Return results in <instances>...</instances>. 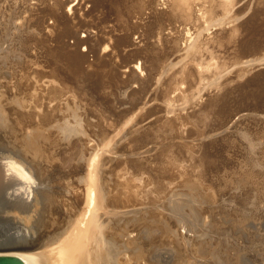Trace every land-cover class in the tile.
Wrapping results in <instances>:
<instances>
[{"label": "bare ground", "instance_id": "obj_1", "mask_svg": "<svg viewBox=\"0 0 264 264\" xmlns=\"http://www.w3.org/2000/svg\"><path fill=\"white\" fill-rule=\"evenodd\" d=\"M241 1L0 0V187L10 209L1 216L15 224L10 238L24 242L9 253L25 264H264L263 125L253 128L252 141L237 147L233 140L256 122L264 124L260 110L251 116L254 124L240 128L245 113L233 108L238 96H264V69L223 91L218 101L204 102L219 104L218 121L206 131L191 125L184 108H168L179 101L170 94L180 84L193 86L196 69L185 62L160 83L201 47L205 31L231 21H242L230 31L243 30L237 40L243 55L263 49L264 0H254L252 8L254 1L244 0L235 9ZM181 26L196 30L189 43ZM224 30L218 39H229ZM138 33L146 47L133 41ZM183 40L190 47L184 56ZM262 55L247 65L264 64ZM224 70L207 74L194 95L217 85ZM90 82L99 108L71 87ZM130 82L138 87L119 98ZM162 110L176 114L167 117ZM156 128L171 131L157 139L153 134L154 140ZM176 140L184 155L185 147L197 152L200 145L199 163L182 156L179 164L171 155L164 158L167 166L157 167L150 155L161 148L173 152ZM142 150L154 151L148 155L154 171L148 159L137 158ZM134 172L146 174L153 193L169 195V201L155 202L153 193L148 199L154 200L145 201L143 193L151 190L140 191Z\"/></svg>", "mask_w": 264, "mask_h": 264}, {"label": "rangeland", "instance_id": "obj_2", "mask_svg": "<svg viewBox=\"0 0 264 264\" xmlns=\"http://www.w3.org/2000/svg\"><path fill=\"white\" fill-rule=\"evenodd\" d=\"M254 1V0H253ZM153 2H155V0H153ZM243 4L244 3V0H242L241 2H239L237 5H236V8L235 9H237L238 8V6H240L241 4ZM254 3V4H253ZM90 5V4H89ZM153 6H154V4H152ZM253 5H255V1L254 2H252V3H250V6H251V8L253 7ZM251 8L249 7V9H248V11L250 12L251 11ZM251 14V13H250ZM126 18H127V16H126ZM110 21L111 22H114L115 20H114V17H110ZM148 19V18H147ZM146 18H145V20L144 19H142L141 21H140V19L139 18H133L132 20H133V23H137V22H146V20H147ZM233 20V19H232ZM148 21V20H147ZM235 21V20H234ZM242 22V21H241ZM241 22H234V23H232V21L231 22H229V24L227 23V25H225V26H223V28L225 29H223V28H216V27H214V29L213 30H209V31H205L206 32V34H202L201 36L203 37V39H205V40H202V38H200L201 39V41L202 42H200V40L198 41L200 44H201V47L199 46L198 47V49L197 50H195L196 51V53H195V51H192V54L190 53V55L189 56H187L188 58H187V60L189 61V60H192V57L194 58H196L195 59V61L199 64V65H202L201 67H198L197 66V63H193L192 61L190 62L189 61V63H188V61H186V58H185V61H183V63H182V61H181V63H179V64H177L174 68H172L171 70H170V72L168 73V75L166 76V74L164 75V76H161V80H160V83H162L161 81H165V79H167L171 74L173 75L174 74V72L175 71H179V69L181 70L182 68L181 67H183V66H185V62H187V64H186V68H188V64H190V66L189 67H194V69H196V72H198L197 73V76H198V78H197V80L195 81L194 79V83H193V86L191 87L193 90V92L190 90L191 88H189L188 90H187V85H188V87L190 86V83H186V84H180V89H182L183 88V86L185 87V88H183V90H185L186 89V91H185V94L187 93L188 95V99L187 98H185V96H183L179 91H181L180 89H179V91H173L172 92V94H170L171 96H170V98L171 97H173V98H176V96H180V99H179V101H178V99L177 100H173L172 102H173V104L174 103H176V104H178V105H176V104H174L175 105V107H174V105H173V107H172V105L170 106H168V104H166L165 102H163L164 104H166V106H165V108H167V106H168V108H175L174 110L177 112V111H179V113H180V110H179V108L181 109H183V110H181V112H182V114L183 115H189L190 116V123H191V125L193 124L194 125V128H195V125L198 127H196L195 129L196 130H200V131H206L207 130V128L208 129H210V127H212V126H215L216 125V123H217V121H218V115H217V111H218V105L219 104H213V105H211V106H204V102L206 101V102H208V98L209 97H212V98H214L215 99V101H218V96L223 92V91H226V90H229V89H231L232 87H234V86H237V85H239V84H241V83H243L244 81H246L245 79H248V78H250V77H248V76H253V74L254 73H256V72H259L260 70H263L264 69V64H262V65H258V66H255V67H250V65L248 66L247 64H250L252 61H253V59H254V57H256V56H263L262 54H264V47H263V49H261L260 51H255V52H252V53H248V54H246V55H243L242 54V52H241V48H239V45H238V38H239V36H241V34H242V32H243V30H235V32H231L232 30V28H235V27H237L238 25H240V23ZM104 22H102L101 20L99 21V28L100 29H103L104 28V26H106V25H104L103 24ZM109 23H107V25H108ZM231 24V25H230ZM238 24V25H237ZM230 26V27H229ZM229 27V28H228ZM142 29V28H141ZM140 29V30H141ZM168 29V28H167ZM164 30V32L166 31V32H168L169 30H171V29H169V30ZM180 29H182L183 31H181L182 32V36H185L184 38L185 39H189L191 36H193L195 33H193V31L194 30H186V29H183L182 28V26L181 27H179V30ZM236 29V28H235ZM106 30V29H105ZM109 30H112L111 28H110V25H109ZM174 30V29H173ZM172 30V31H173ZM175 30H178V29H175ZM219 30V31H218ZM220 30H224L225 32H223L225 35L227 34V36H228V40L226 39L225 40V38L223 37V39H218V35L219 34H216L217 32L218 33H220ZM231 30V31H230ZM163 32V33H164ZM164 33V34H167V33ZM174 32V31H173ZM194 32H196V30L194 31ZM209 32H210V34H209ZM168 33H172L171 31L170 32H168ZM187 34L188 35V37L186 36V35H183V34ZM192 33V34H191ZM135 35V34H134ZM217 35V36H216ZM139 36V37H138ZM138 36L137 35H135V36H133V41L137 44L138 42H143V43H145V44H143L142 42L141 43H138L137 45L138 46H140V47H146V46H144V45H147L146 43V39L144 40V36L142 37V36H140L139 35V33H138ZM200 36V37H201ZM215 36H216V38H215ZM143 38V39H142ZM213 38H214V40H213ZM222 38V37H221ZM142 39V40H141ZM215 39H217L216 41H215ZM140 40V41H139ZM219 40V42H217ZM221 40H223V42L221 41ZM145 41V42H144ZM189 41H190V39L188 40V43H189ZM182 50L180 51L182 54L183 53H185V55L187 54L188 55V53H186V50L187 49H189L190 47H187V46H183V45H186V44H184V43H187V41H182ZM187 43V44H188ZM204 43V44H203ZM202 47H204L203 49H202ZM185 48H187V49H185ZM205 49V50H204ZM208 49V50H207ZM193 52H194V55H193ZM201 53V54H200ZM202 53H203V55H202ZM177 54V53H176ZM191 55H193L192 57H191ZM183 56H184V54H183ZM198 58H197V57ZM200 56V57H199ZM259 56V57H260ZM190 57V58H189ZM199 60H200V62L201 63H199ZM211 61V62H210ZM191 63H193V64H191ZM209 63H212L211 65L209 64ZM214 63V64H213ZM184 64V65H183ZM210 66H209V65ZM181 65H183V66H181ZM188 65V66H187ZM192 65V66H191ZM219 65V66H218ZM196 66V67H195ZM213 67V68H212ZM249 68V69H248ZM199 69H201V71L199 70ZM203 69V70H202ZM218 69V70H217ZM223 69H225L222 73H223V75H222V77H221V80L219 81V83L217 84V85H213L212 87H210L209 89L207 88H205V90H203V92L201 93V94H199V93H196L195 95H194V93H195V88L197 87H200L201 88V86L203 85V82H205L206 80H204V77H206V75L208 74V76H211V74L213 73V72H215V71H221V70H223ZM245 71V72H244ZM200 72V73H199ZM206 72V73H205ZM144 73V72H143ZM205 73V74H204ZM145 74V75H144ZM142 76H144V78H147V75H146V72L144 73ZM235 74H238L239 76L237 77ZM243 74V75H242ZM246 74V75H245ZM235 75V76H234ZM240 75H242L241 77H240ZM244 76V77H243ZM164 77V78H163ZM212 77V76H211ZM210 77V78H211ZM243 77V78H242ZM163 78V79H162ZM200 80V81H199ZM130 83H132L131 84V86H128V87H126V89H125V86L124 85H122V87H124V89L122 88L121 90H119L120 92L119 93H124V94H122L121 96H119V98H122V99H127V94L125 93L126 91L125 90H127L128 92L132 89V88H137L138 86H137V83H133V82H130ZM159 83V84H160ZM200 83V84H199ZM57 85H60V83L58 84V83H56ZM124 84V83H123ZM72 86V89H73V91H74V89H75V93L76 94H78V95H80V97H82V98H84V97H87V99L86 98H84L86 101H88V99H90L88 102L89 103H91V101H92V103H91V105L93 106V107H96L95 105H96V103H97V107L99 108V107H101L100 106V104H98L99 102H98V100H97V93L96 94H94V93H92V90L91 89H93V85H92V83L90 82V83H88V85H83L81 88H78L79 87V85L78 84H71ZM155 85H156V83H155ZM78 86V87H77ZM88 86H90V87H88ZM137 86V87H136ZM130 87V88H129ZM182 87V88H181ZM77 88V89H76ZM82 88H84V89H82ZM87 88V89H86ZM161 88H162V85H161ZM250 88V86L247 88V87H244L243 89L246 91V89L248 90ZM76 90H78V92L79 91H81V92H77ZM86 90V92H84ZM190 91V92H189ZM197 91V90H196ZM88 92H89V94H88ZM92 93V94H91ZM99 93V92H98ZM180 93V94H179ZM189 93H190V95H189ZM207 93H209V94H207ZM85 94H86V96H85ZM179 94V95H178ZM82 95V96H81ZM123 95H126L125 96V98L123 97ZM194 95V96H193ZM207 95V96H206ZM208 95H210V96H208ZM91 96V97H90ZM175 96V97H174ZM99 97V96H98ZM189 97H190V99L191 100H189ZM167 97H164L163 99H166ZM94 102V103H93ZM154 103V102H153ZM163 103H161V104H163ZM163 104V105H164ZM182 104V106H179V105H181ZM201 104H203L202 106H201ZM151 105V104H150ZM128 106V104H126L125 106H123V107H127ZM176 106H177V109H176ZM90 107V106H89ZM96 107V108H97ZM161 107H163L162 105H161ZM188 107V108H187ZM202 107H205V109L203 108L202 109ZM233 108H235L236 110H235V112H237V111H239V110H241V112H244L245 113V117H243L242 119H243V121H242V119H240L241 121H240V123H243L242 124V126H241V124L239 123V125H240V128H246L247 126H249V125H251V124H254L256 121H255V119L253 118V117H251V116H254V115H252V114H257L260 110H263L264 111V96H254V95H251V96H238L237 97V99L234 101V104H233ZM163 109H164V107H163ZM172 111L171 110V114L169 113V112H164L165 113V116H166V114L168 115L167 117H169V115H173V116H175L173 113H175L176 114V112L175 111ZM163 111L164 110H162V114L164 115V113H163ZM144 112V111H143ZM247 112V113H246ZM142 113L140 112V114H139V116L141 115ZM170 116V117H171ZM172 116V117H173ZM171 117V118H172ZM250 119V120H249ZM252 120V121H251ZM257 120V119H256ZM234 121V120H233ZM255 121V122H254ZM249 122H251V123H249ZM254 122V123H253ZM196 123V124H195ZM234 123V122H233ZM263 122H260V123H258L257 124V122L254 124V125H252L253 127H252V129L254 128V129H256V126H258L257 127V129L256 130H258L262 125V127L264 128V124H262ZM232 124V123H231ZM249 124V125H248ZM259 124H260V126H259ZM190 125V124H189ZM191 125L189 126V127H191ZM211 125V126H210ZM209 126V127H208ZM232 126H234V124H232ZM245 126V127H244ZM230 127H231V125H230ZM261 127V128H262ZM192 128V127H191ZM194 128H192V129H194ZM224 128V127H223ZM231 128H233V127H231ZM230 128V129H231ZM260 128V129H261ZM157 129V128H156ZM251 128H249L248 130H244L245 132H244V136H242V135H240L239 133H235L234 134V136H233V140H235L234 141V143L236 144V146L237 147H239V145H240V143H243V142H245V141H247V140H250V141H252V139H253V134H255V132H256V130H252ZM154 131H155V129H153ZM152 130V131H153ZM198 130V131H199ZM151 131V132H152ZM153 131V132H154ZM170 129H166V130H160L159 128L153 133H151L152 135H151V138L152 139H154V135H155V138L157 139V138H160V137H162L161 135H166L167 136V134L169 135L170 134ZM221 131L222 130H219L217 133V135L216 136H221L222 134H221ZM231 131H232V129H231ZM229 131L227 130L226 132H225V134H229L228 133ZM154 134V135H153ZM231 135V134H230ZM237 135V136H236ZM157 136V137H156ZM159 136V137H158ZM232 136V135H231ZM256 137V136H255ZM162 139V138H161ZM170 139V138H169ZM209 139H211V138H205V142H208L209 141ZM155 140V139H154ZM257 140H258V137H257ZM195 141H197V140H195ZM175 142V148L173 149V152L172 151H167V154L165 153V151L161 148V150L162 151H164V152H162L160 149H158L160 152H161V154H160V152H158V150H156L155 152L154 151H151L150 152V154L151 153H153L152 155H150L148 152L146 153L145 152V150H142L143 152H141L142 154H140L139 156H141V157H137V158H141L142 160L143 159H148L149 161H150V167L152 168L153 167V169H151V170H153L154 171V164H155V162H156V164H158L157 165V167H160L161 165L162 166H167V162H164L165 161V159H166V161H168L169 159H171L172 158V156L174 157L173 159H175L176 160V162H177V158L176 157H178V160H180L178 163L179 164H182V156L183 157H185L186 158V162L187 161H189L188 163H193V162H195L196 161V159H197V161H196V163L198 164L199 163V159H201L200 157H201V150H199V147H200V145H198V143L197 142H194V140H193V142L195 143V144H197L198 146H194V143L191 141V144L190 145H192V146H194L195 147V149L197 150V152L195 151V150H191L190 152H187V149H186V147H185V150H186V155H184V152H179L180 150H179V148L177 147L178 146V144H177V142L178 143H180L181 144V142L182 141H174ZM189 142V141H188ZM193 143V144H192ZM154 144V143H153ZM183 144V143H182ZM151 145V144H150ZM149 145V146H150ZM160 147V146H159ZM182 147V146H181ZM193 147V148H194ZM190 148H192V147H190ZM192 148V149H193ZM178 149V150H177ZM183 150H184V147H183ZM175 151V152H174ZM170 154H169V153ZM162 153H163V155H162ZM177 153H179L180 155H181V157H180V155L179 154H177ZM159 154V155H158ZM168 156H166V155ZM144 157H146L147 156V158H144ZM148 155H150L151 156V158L152 159H154V161H151L152 159L150 158V156L148 157ZM155 155H158V156H160V157H158V156H156V157H158L157 159L160 161V162H158L157 161V159H156V157H155ZM172 155V156H171ZM175 155V156H174ZM178 155V156H177ZM161 156H162V158H161ZM166 156V157H165ZM155 157V158H154ZM151 160H150V159ZM165 158V159H164ZM167 158H169V159H167ZM195 158V159H194ZM156 159V160H155ZM162 159H163V161H162ZM160 163H162V164H160ZM164 163V164H163ZM156 164H155V166H156ZM200 167H202L201 165H200ZM156 168V167H155ZM156 170V169H155ZM134 175H135V181L137 182V184H139L138 186H140V191H141V189H142V192H143V190L145 189V191L146 192H148L147 190H151L150 192L151 193H143L142 194V192H140V196L142 197V198H144L145 197V201H149L150 202V199H152L151 201H153L154 199L153 198H151V197H153L154 196V198H155V202H156V198L157 199H159V201L157 200V202H164V200L165 201H169V199H168V197H169V195L166 197V195L164 194V195H162V193H160V195H156L155 193H153V192H155V191H152V187L153 186H155V184L153 185L152 183H154V182H149L150 181V179H148L147 177V175L146 174H142L141 172H134ZM145 175H146V177H145ZM146 180H147V182L148 183H146ZM168 180L166 179L165 180V184L167 183L168 184V182H167ZM144 182V183H143ZM152 184V185H148V184ZM143 184V185H142ZM144 185H147V186H144ZM152 186V187H151ZM149 188V189H147V188ZM144 188V189H143ZM0 247H3V248H6L7 250H10V251H16V250H19V249H10V247L12 246V245H15V244H22V243H24L23 241H21V239H12V238H10V236H11V233L15 230L14 228H16L15 227V224L13 223L12 224V220L11 219H9L8 217H5V215L4 216H1V215H3V214H5V212H7L8 210H10L9 209V204H8V200H6V198H5V195H6V193L5 194H3L5 191H3L2 190V187H0ZM3 192V193H2ZM152 193H153V196H152ZM157 193V192H156ZM148 194V195H147ZM149 194H151V197L148 199V197L150 196ZM157 196V197H156ZM161 196V197H160ZM165 198H164V197ZM163 197V198H162ZM179 197V195H176V196H173L172 197V201H175L176 199L175 198H178ZM146 198L148 199V200H146ZM161 199V200H160ZM167 199V200H166ZM175 199V200H174ZM4 200V201H3ZM177 200H179V199H177ZM176 200V201H177ZM3 201V202H2ZM8 204V205H6V204ZM150 204V203H149ZM4 208H3V207ZM2 209V210H1ZM4 210V211H3ZM2 212V213H1ZM10 221H9V220ZM7 220V221H6ZM9 221V222H8ZM12 221V222H11ZM12 225H14V226H12ZM49 230H51V227H49ZM180 230H183V229H181L180 228ZM26 242H28V241H26Z\"/></svg>", "mask_w": 264, "mask_h": 264}, {"label": "water", "instance_id": "obj_3", "mask_svg": "<svg viewBox=\"0 0 264 264\" xmlns=\"http://www.w3.org/2000/svg\"><path fill=\"white\" fill-rule=\"evenodd\" d=\"M0 264H25L17 254L9 253L6 248L0 247Z\"/></svg>", "mask_w": 264, "mask_h": 264}]
</instances>
